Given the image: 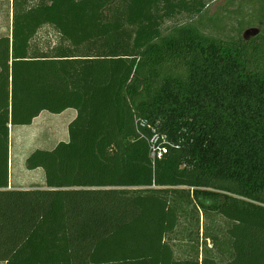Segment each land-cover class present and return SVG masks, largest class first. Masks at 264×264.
<instances>
[{
    "label": "trees",
    "instance_id": "1",
    "mask_svg": "<svg viewBox=\"0 0 264 264\" xmlns=\"http://www.w3.org/2000/svg\"><path fill=\"white\" fill-rule=\"evenodd\" d=\"M12 1V35L0 38V262L264 264V25L249 39L207 35L194 20L206 0ZM183 14L192 21L167 28ZM45 26L68 46L33 51ZM68 109L69 141L26 159L45 188L10 190L11 127ZM137 120L171 144L155 166ZM190 199L228 221L227 259H176L166 238Z\"/></svg>",
    "mask_w": 264,
    "mask_h": 264
},
{
    "label": "rangeland",
    "instance_id": "2",
    "mask_svg": "<svg viewBox=\"0 0 264 264\" xmlns=\"http://www.w3.org/2000/svg\"><path fill=\"white\" fill-rule=\"evenodd\" d=\"M40 1L31 0V3L37 4ZM206 3L205 11L199 17L194 18L197 23L204 24L202 31L205 34L230 40L241 37L249 39L261 33L260 25H264V14L260 10L261 7L258 0H206ZM191 21L192 18L183 14L176 16L173 20L167 21L166 26L168 28L175 24H184ZM12 27L13 1L8 0L0 4V38L10 37L12 35ZM254 31L258 33L253 35L252 32ZM62 44L63 46H68L53 27L45 26L32 41V49L40 53H48ZM50 114L56 119L66 121V123L69 121L68 115ZM47 127V125L41 127V132L44 134L42 139H39V144L35 147L51 151L59 143L66 139L67 141L69 140L68 128L66 131L61 132L59 136L57 135L56 138L47 134L49 131L54 130ZM27 130L31 129L16 127L14 133L18 131L27 132ZM63 133H66V135H63ZM45 136H48L50 139H45ZM11 142L12 138L10 136V148L12 146ZM15 144V137L13 135V147ZM35 149L30 148L27 154L31 155ZM190 200L192 202L187 205V209L185 208L184 212L180 211L178 227L174 232L168 234L166 238V241L174 248L176 259H194L198 254L202 260L204 254H206V250H211L212 254H220L222 258L227 259L229 254H231L229 236L227 235L228 221L218 214H210L211 212H209L210 215L205 219L202 211L198 213L194 200ZM207 237L215 238L217 241L207 240ZM0 264L6 263L0 262Z\"/></svg>",
    "mask_w": 264,
    "mask_h": 264
},
{
    "label": "crops",
    "instance_id": "3",
    "mask_svg": "<svg viewBox=\"0 0 264 264\" xmlns=\"http://www.w3.org/2000/svg\"><path fill=\"white\" fill-rule=\"evenodd\" d=\"M3 3V2H1ZM0 3V4H1ZM58 115H68L69 121L62 119H56L54 116H51L50 112L44 111L42 112L36 119H34L33 123L29 126H12L10 129V136L12 138V146L10 148V190H31L37 188H45V172L43 169L36 170H28L26 168V159L29 154L28 150L30 148H37V144H39V139H42L43 132H41V127L47 125V128H53L51 132L47 131L48 135H52V137L59 136L61 132L69 130L70 124L77 118L78 112L75 109H68L62 114ZM56 126V127H55ZM30 128L31 130L18 131L14 133L15 128ZM13 135L15 137V146L13 147ZM66 135V133H63ZM44 139V138H43ZM45 139H50L48 136H45ZM68 142L67 139L63 142ZM58 144V143H57ZM33 146V147H32ZM33 150V151H35ZM43 150V149H42ZM16 154V155H15Z\"/></svg>",
    "mask_w": 264,
    "mask_h": 264
},
{
    "label": "built area",
    "instance_id": "4",
    "mask_svg": "<svg viewBox=\"0 0 264 264\" xmlns=\"http://www.w3.org/2000/svg\"><path fill=\"white\" fill-rule=\"evenodd\" d=\"M137 130L138 134L145 138L148 142L150 149V158L152 160L153 165L164 158L165 155L169 153V147L171 146L167 136L160 134L157 129L150 126L144 120H137ZM151 130V135L146 136L144 134V130Z\"/></svg>",
    "mask_w": 264,
    "mask_h": 264
},
{
    "label": "water",
    "instance_id": "5",
    "mask_svg": "<svg viewBox=\"0 0 264 264\" xmlns=\"http://www.w3.org/2000/svg\"><path fill=\"white\" fill-rule=\"evenodd\" d=\"M257 33H258L257 31L252 32L253 35H256Z\"/></svg>",
    "mask_w": 264,
    "mask_h": 264
}]
</instances>
